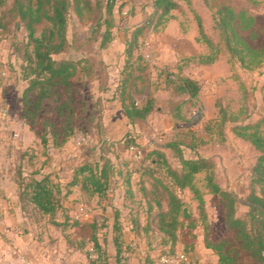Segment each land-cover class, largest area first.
Listing matches in <instances>:
<instances>
[{
	"label": "rangeland",
	"instance_id": "obj_1",
	"mask_svg": "<svg viewBox=\"0 0 264 264\" xmlns=\"http://www.w3.org/2000/svg\"><path fill=\"white\" fill-rule=\"evenodd\" d=\"M154 1L120 2L112 15L106 14L100 0H91L92 10L83 16L72 10L67 47L55 59L73 61L75 76L69 90L58 88L53 93L38 118H27L26 111L32 110L24 104L29 86L28 33L22 26L18 29V20L3 19L9 28L0 27V255L9 246L16 252L10 257L15 261L19 254L21 264H115L119 248L122 264H218L217 254L206 248L208 239L228 241L226 251L238 252L237 264H255L236 239V231L226 226L222 200L207 193L204 174L197 177V183L204 194L205 217L191 191L175 189L195 228L191 231L190 220L182 217L184 227L178 230L177 243L173 247L163 244L164 237L153 221L158 213L155 198L141 191L138 171L150 165L152 151L165 153L171 165L179 168L166 145L182 142L186 158L201 156L215 163L219 185L238 197L237 216L248 218V198L253 191L259 192L252 185V169L260 153L238 133L259 124L249 132L264 135V60L258 64L246 56V68L232 59L216 18L227 6L243 14L241 26L254 20L241 36L253 50H260L264 0H175L179 9L165 18L155 12ZM13 2L0 8V24L2 12L11 9ZM107 21L111 22V40L106 45ZM200 24L205 35L200 33ZM44 28L38 27L37 36ZM171 74L199 81V97L189 100L174 94ZM124 86L139 106L155 98L147 119L130 124L118 102L111 101ZM69 93L76 112L75 134L64 142L58 112ZM28 97L32 104L34 94ZM129 136L138 143L127 145ZM106 161L112 172L103 196L92 195L81 183L70 186L77 169L90 165L99 173L106 169ZM46 175L51 177L60 205L54 218L39 212L26 192L32 177ZM154 177L169 184L164 171ZM83 178L79 176L81 182ZM143 183L150 192L155 190L153 179L146 176ZM162 204L166 207V200ZM188 231L195 238L190 234L186 246L184 233Z\"/></svg>",
	"mask_w": 264,
	"mask_h": 264
},
{
	"label": "trees",
	"instance_id": "obj_2",
	"mask_svg": "<svg viewBox=\"0 0 264 264\" xmlns=\"http://www.w3.org/2000/svg\"><path fill=\"white\" fill-rule=\"evenodd\" d=\"M9 0H0V8H5ZM105 3L107 15H112L114 9L121 2L125 4L127 0H100ZM155 12H160L161 18L168 17L172 11L179 9L175 0H155ZM72 10L78 15L83 16L87 10H92L91 0H14L13 6L9 10L2 12V20L12 18L17 21L18 29L22 26L28 33L29 41L25 47V56L28 58L29 72L26 73V79L29 86L25 93L24 104L26 108L32 111H26L27 118H38L44 108L46 101L52 98L53 93L58 88H71V80L75 76L76 64L71 60L59 62L55 56L62 53L67 47V26L72 14ZM243 14H238L234 9L224 6L217 12V28L220 36L224 40L225 46L232 59L237 60L242 66L245 65L246 56L257 60L261 64L264 60V41L260 50H253L242 38L241 31L250 28L253 24L242 25ZM107 38L106 45L109 43L111 22L107 21ZM44 25V29L37 36L38 27ZM0 27L8 30L9 22H2ZM200 33L204 34L203 26H199ZM133 49L128 50V56H132ZM129 73V77H131ZM172 77L175 75L171 74ZM126 85V81H123ZM174 94L178 96H188L189 100H196L201 92V83L188 77H175ZM116 93L111 99L112 102H118L119 107L123 110L127 121L132 124L137 120H145L152 113L155 104V98L150 97L144 106H139L133 97V93ZM34 94V102L30 103L29 94ZM68 101L59 106V116L63 119L62 136L64 142L74 137L75 134V107L74 101L69 93ZM259 128V124L253 127L242 128L245 133H238V136L247 140L260 153L256 164L252 169V185L258 187L259 192L253 191L248 198L249 213L246 217L237 216L238 197L235 193L223 189L217 182L215 163L201 156L195 158H186L182 149L183 143L173 141L166 145L173 150L176 159L179 162V168L171 165L168 157L161 151H152L148 155L151 158L150 165L143 167L144 170L138 171L141 191L148 197L153 194L156 202L158 213L153 218L157 225L158 231L163 235V244H171L172 247L178 241V230L184 227L183 221L190 220V230L195 228L194 220L185 208L184 202L175 192L189 190L194 194L195 199L200 204L201 214L205 217V200L204 194L198 187L197 177L205 175L204 182L207 193L219 197L222 200L226 212L225 224L228 228L236 231V239L241 242L242 247L253 259L255 264H264V135L260 131H252ZM264 131V119L262 120ZM60 133L56 134V137ZM57 142V139H56ZM42 143L46 144L45 135L42 137ZM138 143V139L129 136L126 144ZM58 144V143H57ZM156 157V158H155ZM111 163L106 161V169L102 168L99 173H95L93 167L85 165L77 169L72 178L70 186L82 184V188L92 195L103 196L109 190L111 180ZM164 171L166 178L169 180L168 185H163L156 174ZM83 175V182L79 176ZM155 181L153 184L154 191L143 185L145 177ZM130 176L128 183H130ZM52 181L49 175L42 176L41 179L32 177L26 186L29 202L43 215L54 218L59 210L60 205L57 203L55 193L52 189ZM156 196V197H155ZM166 200L167 206L164 207L162 201ZM151 201H149V212L152 211ZM184 233L186 246L188 238L192 232ZM195 238V237H194ZM95 248L100 251L101 246L94 239ZM228 241L222 240L218 243L206 240V248L213 250L218 256V264H237L238 252L229 249L226 251ZM186 256V255H185ZM115 264H122L121 250L114 257Z\"/></svg>",
	"mask_w": 264,
	"mask_h": 264
},
{
	"label": "crops",
	"instance_id": "obj_3",
	"mask_svg": "<svg viewBox=\"0 0 264 264\" xmlns=\"http://www.w3.org/2000/svg\"><path fill=\"white\" fill-rule=\"evenodd\" d=\"M14 241H16L17 239H16V236L15 235H13V236H10ZM7 246V245H6ZM8 247V248H7ZM6 247V251H5V253H3L4 254V256L3 255H0V258H1V260H0V264H21V260H20V255L18 254V256L16 255L15 257V261H13V259L10 257V254H11V252L13 251V250H11V248H9V246H7ZM20 247H21V245H20ZM23 248V247H22ZM9 255V256H7V255ZM13 254L15 255L16 254V252L15 251H13ZM35 263V262H34Z\"/></svg>",
	"mask_w": 264,
	"mask_h": 264
},
{
	"label": "built area",
	"instance_id": "obj_4",
	"mask_svg": "<svg viewBox=\"0 0 264 264\" xmlns=\"http://www.w3.org/2000/svg\"><path fill=\"white\" fill-rule=\"evenodd\" d=\"M0 60H1V56H0ZM184 259H185V257H183ZM163 260H165V259H163Z\"/></svg>",
	"mask_w": 264,
	"mask_h": 264
}]
</instances>
